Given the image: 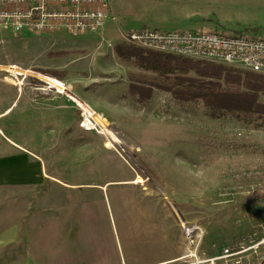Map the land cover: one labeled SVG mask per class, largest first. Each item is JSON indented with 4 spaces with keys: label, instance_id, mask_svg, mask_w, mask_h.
Here are the masks:
<instances>
[{
    "label": "rangeland",
    "instance_id": "374dc122",
    "mask_svg": "<svg viewBox=\"0 0 264 264\" xmlns=\"http://www.w3.org/2000/svg\"><path fill=\"white\" fill-rule=\"evenodd\" d=\"M111 4L121 32L264 36V0ZM117 45L125 46L112 28L78 36L0 30V110L13 104L1 130L42 155L53 184L38 191L53 193L54 206L29 202L38 207L33 235L46 239L53 219L55 239L51 248L9 250L4 264L23 259L19 250L37 264H191L179 261L181 223L202 229L200 260L264 233V115L214 119L199 101L178 102L165 89L179 74L123 62ZM48 71L62 78L51 85ZM132 84L153 88L138 96ZM26 203L16 200L14 213Z\"/></svg>",
    "mask_w": 264,
    "mask_h": 264
},
{
    "label": "built area",
    "instance_id": "2783aa9c",
    "mask_svg": "<svg viewBox=\"0 0 264 264\" xmlns=\"http://www.w3.org/2000/svg\"><path fill=\"white\" fill-rule=\"evenodd\" d=\"M110 22L120 44L145 52L208 63L264 76V36H235L216 30L132 29L120 31L110 0H0V30L73 36L98 33ZM186 254L179 261L191 264H264V233H252L224 245L206 260L196 256L203 231L181 223Z\"/></svg>",
    "mask_w": 264,
    "mask_h": 264
},
{
    "label": "trees",
    "instance_id": "16d2710c",
    "mask_svg": "<svg viewBox=\"0 0 264 264\" xmlns=\"http://www.w3.org/2000/svg\"><path fill=\"white\" fill-rule=\"evenodd\" d=\"M115 53L119 60L135 63L149 70H161L168 74H179L174 88L166 91L178 102H201L210 117L224 114L242 116L264 115V76L242 72L208 63L179 59L159 53L145 52L127 46H116ZM193 73L196 78L183 76ZM45 80L53 85L62 78L56 71L45 72ZM57 79V80H55ZM36 82V81H34ZM153 87L145 88L131 85L132 94L138 96L143 91L150 93Z\"/></svg>",
    "mask_w": 264,
    "mask_h": 264
},
{
    "label": "crops",
    "instance_id": "0c3cea01",
    "mask_svg": "<svg viewBox=\"0 0 264 264\" xmlns=\"http://www.w3.org/2000/svg\"><path fill=\"white\" fill-rule=\"evenodd\" d=\"M112 2L113 0H110V3ZM111 10L112 14L116 16L112 4ZM119 24L121 25V20ZM106 28L117 31L116 27L110 22H108ZM126 31L129 30H124V32ZM12 84L10 82L11 86ZM12 107L13 104L9 108L0 110V124L1 119L9 114ZM45 168V162L38 151L11 142L4 135L0 126V264L5 263L6 253L9 250L23 249V247H29L32 250V248L39 246L46 248L55 246L53 219H51V226L45 231L46 239H37L38 236L33 235V232L37 231L34 218L38 216V207H30L29 204L30 201L48 200L49 208L53 210V193L38 191L53 184V179L46 174ZM16 200L27 201L23 212L17 211L14 213ZM27 204L29 205L28 208L26 207ZM36 205L38 206V203ZM50 209L45 206L40 211L46 212V215H48ZM19 252L23 259L21 257L18 260L12 258L11 264H37L29 257L25 260L27 256L21 250Z\"/></svg>",
    "mask_w": 264,
    "mask_h": 264
}]
</instances>
